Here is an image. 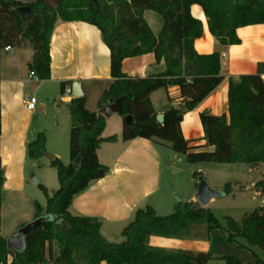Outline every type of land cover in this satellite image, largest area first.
<instances>
[{"label": "trees", "instance_id": "16d2710c", "mask_svg": "<svg viewBox=\"0 0 264 264\" xmlns=\"http://www.w3.org/2000/svg\"><path fill=\"white\" fill-rule=\"evenodd\" d=\"M193 4L202 8L208 31L222 45L240 42L235 32L238 27L264 24V0H61L51 9L42 2L34 3L26 17L18 11V3L0 0V50L7 46L32 47L29 69L38 79H48L50 38L57 20L93 24L109 49L112 78L98 99V107L122 98L120 116H132L130 125L123 123L122 140L145 138L163 143L183 154L187 163H264V84L260 78L264 63H258L256 73L229 80L227 115L200 113L203 140L211 150H194L181 132L183 115L222 81L219 53L202 55L194 49V40L202 34V23L190 13ZM145 10L162 19L157 35L143 17ZM145 53H153L156 62L162 61L163 71L145 77L122 72L123 59ZM168 86L177 91L170 99H181L183 104L168 108L163 122L158 123L149 95ZM60 90L63 94L64 83ZM67 110L69 163L63 164L57 158L52 163L59 188L49 195L39 184L45 205L34 203V218L45 219L27 232L21 250L9 249L6 238L0 235V264H206L212 258L210 253L148 244L152 235L182 238L200 226L206 233L219 229L231 245L250 251L255 246L262 253V257L255 255L253 263H243L230 255L219 257L225 264H264L263 205L245 213L239 221L226 216L224 225L210 208L196 201L178 202L174 212L164 216L145 206L138 208L122 229L123 241L119 243L102 236L98 219L72 214V199L108 172L96 152L101 143L113 142L116 136H102L105 117L86 109L84 96L71 98ZM45 153V137L38 133L26 144V157L37 160ZM3 183L0 161V204ZM255 186L264 193V179Z\"/></svg>", "mask_w": 264, "mask_h": 264}, {"label": "crops", "instance_id": "0c3cea01", "mask_svg": "<svg viewBox=\"0 0 264 264\" xmlns=\"http://www.w3.org/2000/svg\"><path fill=\"white\" fill-rule=\"evenodd\" d=\"M190 13L202 23V34L194 40V49L202 55L219 53L222 81L193 110L183 115L180 128L184 138L188 140V145L194 150H211L212 147L206 146L203 140L199 115L203 111L213 115L223 113L227 115L229 80H236L243 74L256 73L258 63H264V24L238 27L235 32L240 42L222 45L208 31L206 17L198 4L190 6ZM143 17L152 32L157 35L162 20L155 17L150 10H145ZM49 55L50 76L48 79L40 80L30 76L31 70L28 65L33 56L32 47H9L8 50L3 48L0 52V161L4 171L0 222L5 197L15 195L14 193H18L23 187L24 164L27 160L26 144L29 142L32 113V110L24 106V100L34 97L30 92L31 87L39 89L44 86L45 98L49 100L52 97L53 100H57L55 97L57 87L62 95L61 83H64L65 89L70 87L73 81H79L86 109L100 112L98 99L112 82L110 52L102 41L100 30L93 24L76 20H57L50 38ZM163 69V62H156L153 53L128 57L121 63L122 72L131 77H145L159 73ZM176 92L174 86H168L150 93L149 99L156 114H164L168 108L183 104L181 99H170ZM71 98L73 96L70 93L68 96H61L59 101L67 108ZM65 112V116L69 114L68 110ZM62 113L60 109V114ZM113 115L116 116L114 119ZM58 119L62 120L59 116ZM123 123V118L117 113L105 117L102 136L115 135L116 140L101 143L96 154L98 161L108 168V172L76 195L69 207L72 214L98 219L102 236L107 241L116 243L123 241L121 231L133 219L138 208L151 206L157 214L158 208H165L166 203L159 198L164 192L161 172L162 148L168 150V146L145 138L122 140ZM243 165L244 167L238 165L230 167L229 174H223L219 182L207 176L205 180L209 188L227 191L225 196L231 194L233 187L239 200L248 204L250 212L260 206L259 197H262L260 202L264 206V193L255 186L258 181L264 179V163ZM230 175L233 177V186L229 182ZM196 192L195 187L193 190L190 189L185 201H195ZM169 204L171 205V201L168 202V207H171ZM34 216V210L14 216L7 237L15 234L20 226L34 219ZM193 231L194 229L191 230V235ZM204 233L202 234L206 237V244L198 242L197 239L200 237L190 235L182 238L152 235L148 238V244L167 250L210 253L212 258L206 264H224L219 258L223 255L233 256L243 263L255 262V255L262 257L261 251L255 246L250 251L229 244L218 229Z\"/></svg>", "mask_w": 264, "mask_h": 264}, {"label": "rangeland", "instance_id": "374dc122", "mask_svg": "<svg viewBox=\"0 0 264 264\" xmlns=\"http://www.w3.org/2000/svg\"><path fill=\"white\" fill-rule=\"evenodd\" d=\"M152 13L155 17H159L161 19L158 14L155 12ZM44 88V86L39 89H34V86L31 87L30 92L33 94L36 104L35 109L32 110L31 113V126L28 133V141L35 139L38 133H43L45 137L46 153H52L56 155L57 159H59L63 164H68L70 116L69 114H66L65 116L67 108L64 103L62 104V102L59 101L62 95L59 93L58 87L55 95L57 100H53L52 97L49 100L46 99V95H44ZM66 95L68 96V94H63V96ZM57 107H59L58 110ZM60 109L63 111L62 114H60ZM58 116L62 120L58 119ZM114 117L116 116L113 115L112 119H114ZM167 148L168 150L162 148L161 155L162 189L164 192H162L159 199L163 203H166L165 208H158L157 214L160 216L171 214L174 212L175 206L178 202H185L190 189L193 190L194 187L196 188L198 176H202L204 179L205 176H207L208 178L210 177L214 181L219 182L223 174H229L230 167H234L236 165L244 167V163H187L183 154L175 152L170 147ZM57 154L59 156H57ZM198 169H200V171H197ZM197 172L199 175L196 174ZM33 176L40 179V183L34 184L32 179ZM232 178L233 177L230 175L229 182L233 186L234 182L232 181ZM39 184L46 188L49 195H52L54 191L59 188L56 167L48 163L45 155L37 160L27 157L24 164V181L22 189L18 190V193H14L15 195L13 196L5 197L3 204V216L0 222V235L4 238H8L7 236L9 234L14 216L33 211L35 202H38L42 206L45 205V194L43 192V188ZM261 199L262 197H259L258 199V204L260 206L263 205V203L260 202ZM169 201H171V205L169 204L171 207H168ZM247 205L248 204L239 200L237 191L232 187L231 194L213 199L211 203L208 204V208L211 209L214 216L224 225L226 216H230L239 221L243 217L244 212L249 211ZM204 231L203 226L197 227L194 229L193 235L190 234V236L200 237L197 239L198 242L204 244L206 241ZM220 233L223 235L221 231Z\"/></svg>", "mask_w": 264, "mask_h": 264}, {"label": "water", "instance_id": "95a60500", "mask_svg": "<svg viewBox=\"0 0 264 264\" xmlns=\"http://www.w3.org/2000/svg\"><path fill=\"white\" fill-rule=\"evenodd\" d=\"M11 1L19 4L17 9L22 17L28 16L29 6L34 3L42 2L49 9H51L54 7H58L61 2V0H11ZM70 88H71V95L73 97L83 96V92L79 81H73L71 83ZM121 102H122V98H117L113 102L106 104L100 109V114L103 117H108L113 113H117L120 115L122 112ZM155 119L158 123H162L164 119V114L157 113ZM123 122L130 125L132 123V116L131 115L124 116ZM45 157L47 158L49 164H52L53 161L56 159L55 155H53L52 153H45ZM32 179L34 184L40 183V179H38L37 177L33 176ZM196 190L197 192L195 195V201L201 207H206L213 199L227 195V191L225 190H215L209 188L205 179L202 176H198L197 178ZM44 219H45L44 217H37L32 221L27 222L22 226H20L16 230L15 234H13L12 236L6 239L7 247L15 251L21 250L24 247V239L27 232L33 229L38 224H40Z\"/></svg>", "mask_w": 264, "mask_h": 264}, {"label": "built area", "instance_id": "2783aa9c", "mask_svg": "<svg viewBox=\"0 0 264 264\" xmlns=\"http://www.w3.org/2000/svg\"><path fill=\"white\" fill-rule=\"evenodd\" d=\"M9 49V46L5 47V50H8ZM30 76L34 77V78H37L36 75L33 73V71L30 72ZM260 78L264 84V73L260 74ZM71 93V88L70 87H66L64 89V93L63 94H70ZM62 94V96H63ZM35 98L34 97H28L24 100V106L26 107V109L28 110H33L34 107H35Z\"/></svg>", "mask_w": 264, "mask_h": 264}]
</instances>
